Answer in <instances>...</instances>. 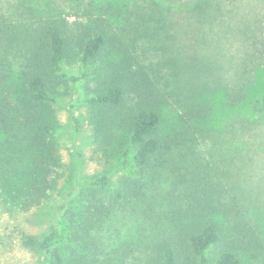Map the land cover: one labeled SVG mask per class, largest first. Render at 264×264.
<instances>
[{"label": "trees", "instance_id": "trees-1", "mask_svg": "<svg viewBox=\"0 0 264 264\" xmlns=\"http://www.w3.org/2000/svg\"><path fill=\"white\" fill-rule=\"evenodd\" d=\"M204 4H90L86 20L70 25L63 10L53 13L51 7L41 10L49 9L47 17L35 24L23 22L37 13L38 0H0V205L44 209L54 194L67 198L42 236H23L43 264H244L243 251L249 248L238 244L242 228L231 210L239 207V198L225 195L236 182L229 185L226 176L213 182L211 175L189 169L199 136L206 135V116L188 107L180 127L166 132L163 111L170 93L159 87L164 76L151 78L154 69L137 54L139 41L152 43L166 30L167 15L191 12L202 18ZM178 24L176 33L183 37L187 29ZM170 59L159 71L170 67ZM77 60L84 68L79 77L65 68ZM81 79L91 95L86 103L96 151L106 163H117L86 178L66 176L59 126L42 114L60 104V86ZM256 109L264 113V97ZM74 120L78 128L81 120ZM176 169L185 174L173 181L169 174ZM155 185L159 199H169L161 204L165 209H153L161 201ZM137 213L144 225L138 248L134 240L116 244L120 230L141 219ZM252 242L264 247L262 239Z\"/></svg>", "mask_w": 264, "mask_h": 264}, {"label": "rangeland", "instance_id": "rangeland-1", "mask_svg": "<svg viewBox=\"0 0 264 264\" xmlns=\"http://www.w3.org/2000/svg\"><path fill=\"white\" fill-rule=\"evenodd\" d=\"M110 1L124 2L38 0L39 6L34 5L38 8L37 13L22 19L35 24L47 17L49 9L41 10L51 7L53 13L63 10V17L74 25L86 20L88 5ZM142 1L145 0H137ZM168 1L188 3L194 0ZM202 1L206 11L202 18L191 12L178 18L167 15L166 30L152 43L139 41L137 54L146 66L154 69L149 70L151 78L164 76L159 87L170 93L169 105H165L163 111L166 132L172 133L174 127H180V115L186 113L188 107L193 108V113L206 116L207 123L202 126L206 135L199 136L194 154L188 161L189 169L199 171V175H211L213 182L225 176L229 185L236 182L225 195L236 194L239 198V207L231 210L237 214L242 228L238 244H248L249 248L248 252L243 251L244 264H264V247L258 248L252 242L260 239L264 242V113H258L256 109L258 101L264 97V0ZM178 21L183 29H187L182 32L183 37L176 33ZM168 57H171L170 67L160 72L162 62L165 63ZM65 68L69 75L76 77L84 71L79 60L67 62ZM166 81L168 87L164 88ZM88 89L86 79L69 80L67 85L59 88L60 104L53 103L42 113L59 126V153L66 165V176L74 174L86 178L117 164L115 161L106 163L102 154L96 151L94 127L89 120L91 107L86 103L91 96ZM129 100L135 99L130 97ZM75 116L81 120L78 128ZM183 174L184 171L176 169L171 170L169 176L176 181ZM64 180L61 179V184ZM115 181L119 179L115 178ZM72 184L73 192V181ZM158 187H154L157 200L161 197V192L157 193ZM179 194L177 191L176 195ZM65 199L54 194L44 209L8 210L0 205V264H43V256L25 246L23 236H42L50 221L57 218V209ZM159 200L153 209H165L161 204L169 201ZM186 201L182 200L183 206ZM146 208L150 209L149 205ZM137 215L141 219L133 220L121 229L116 244L134 240L133 247L138 248L137 243L142 239L139 227L144 228V225L140 223L143 214Z\"/></svg>", "mask_w": 264, "mask_h": 264}]
</instances>
